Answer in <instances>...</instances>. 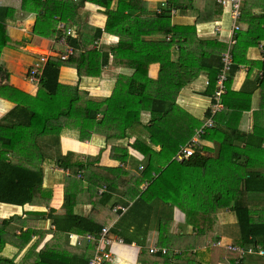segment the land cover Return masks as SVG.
Segmentation results:
<instances>
[{"label": "crops", "instance_id": "0c3cea01", "mask_svg": "<svg viewBox=\"0 0 264 264\" xmlns=\"http://www.w3.org/2000/svg\"><path fill=\"white\" fill-rule=\"evenodd\" d=\"M55 1L62 11L58 13L70 17V21L61 20V15L54 14L57 11L53 10L50 14L53 20L41 24L39 14L23 9V0H0V25L5 26L9 38L0 53V65L9 74V84L23 93L37 96L40 84H32L28 74L42 56L57 59L65 52V47L59 44L58 36L62 33L59 30L56 33L59 23L76 32L72 38L79 45L75 60L61 68L60 83L79 87L96 101L109 99L119 79L132 76L134 71L117 65L109 53L108 64L100 77L85 72L79 76L78 57L87 52L102 56L109 49L119 47L121 42L134 44L137 37L144 43L165 40L145 36L152 32L149 25L138 30L135 37L125 34L124 30L132 23L138 24L136 20L140 16L149 19L168 12L171 25L179 28L177 34H173L179 41L172 49L171 62L178 64L181 56L178 45L181 44L190 56L192 67L182 69L176 82L174 69L164 75L161 88L170 94L168 101L174 97L173 90H179L174 104L161 105L163 111H170L167 123L170 133L162 134L157 144L152 142L146 129L151 120L149 111L142 112L141 120L127 130L124 138L108 139L111 131L100 128L99 132L92 133L89 141L81 142L78 128L67 120L58 139L44 136L35 139L39 153L26 137H21L23 152L17 142L19 137L5 131L6 144L10 145L7 159L15 164L30 165L32 169L41 167L43 188L52 190V197L48 201L47 194L38 196L24 207L0 203V264L7 260L33 264L45 249L89 264L93 244L78 245L75 236L98 237L101 232L64 233L56 229L55 218L63 220L69 215L64 206L66 193L70 195L74 215L110 229L112 264H231L238 256L229 251L227 245L264 250V192L258 191L264 188V0H245L237 25L231 6L221 4L220 0H136L132 5V0H99L108 6L89 0ZM77 3L81 5L74 14L73 4ZM118 9L116 24L109 32L106 30L108 12ZM234 26H239L240 30H234ZM171 36L166 39L170 40ZM0 41H4L1 29ZM69 45L73 48L70 41ZM226 52L238 62L237 69L230 73L229 88L241 97L238 99L235 94L226 100L232 109L225 107L216 118V128L201 140L199 155L205 160L189 167L177 162L179 166L169 168L162 184H138L146 156H149L143 152L146 146L156 152L152 162L160 161L171 155L169 144L182 142L181 149L186 147L196 135L194 132L203 126L215 93L209 88L210 82L221 70L209 66L219 63V58L222 64ZM198 62L202 63L201 69ZM148 75L153 81L159 80L160 65L152 64ZM186 80L190 81L185 84ZM15 107V103L0 97V122ZM157 107L155 105V110ZM238 109L241 112L232 111ZM102 117L101 114L98 120ZM228 136L231 138L226 141L224 150L221 146ZM135 144L143 151L135 149ZM119 148L124 151L120 152ZM40 154L56 161L61 156L75 154L71 160L79 161L81 157L87 168L71 178L70 171L52 160L39 164ZM29 158H33L32 161ZM104 194L110 197L102 200ZM107 200L109 203L103 204ZM237 203L250 212V219L244 222L248 221L254 228L255 236H247L248 232L245 234V229L240 227L235 212ZM117 206L125 207L126 212L115 213L113 209ZM3 221H7L6 225ZM27 231L32 232L31 240L23 245L21 237ZM243 239L252 244L244 245ZM151 248H164L169 254L156 259L151 255ZM243 264H264V257L249 256Z\"/></svg>", "mask_w": 264, "mask_h": 264}, {"label": "trees", "instance_id": "16d2710c", "mask_svg": "<svg viewBox=\"0 0 264 264\" xmlns=\"http://www.w3.org/2000/svg\"><path fill=\"white\" fill-rule=\"evenodd\" d=\"M89 1H96L100 5L108 6V3L103 1ZM133 3L136 4V0H132L131 5ZM57 4L58 3L55 0H23V9L25 11L39 14L40 16L38 18L41 24H46L48 20H53V16L50 15L53 10L57 11L54 14L61 15V20L65 22L70 21V17L58 13L62 11L58 9ZM80 5L81 3L73 4L72 9L74 10V14L75 10L79 8ZM1 11L5 12L4 10ZM42 11L44 12V15L41 14ZM118 12L119 9L113 13L108 12L109 20L106 27L107 31H112V26L115 25L117 21ZM122 12L123 10L121 13ZM167 13L168 12L157 14L149 19H142L140 16L138 20H136L138 22L136 26H134L135 23H132L131 27L124 30V33L128 36L135 37L138 30H144L146 28L145 26L149 25L151 26L152 32L145 36H151L157 39L165 38V40L161 39L144 43L137 37L134 44L131 43L128 45L121 42L119 47L109 49V51L102 54V56L97 52H87L85 55L81 54V56L78 57L79 62L77 63V70L79 76L85 72L86 75L100 77L104 67L108 64V59L110 57L109 53L114 56L117 65L134 71L132 76H123L119 79L113 95L109 99L103 101H96L90 98L87 93L80 91L79 87L73 88L60 83L59 78L61 68L65 63L75 60V57L78 54L76 53V49H79V45L76 39H69L75 52L68 58V60L63 61L60 58H50L48 60L43 70L40 89L35 97L23 93L10 85L8 81L9 74L5 68L0 65V97L16 104V107L0 122V203L24 207L28 204H32L38 196L45 197L47 194L48 198L46 200L48 201L51 200L52 197V190L43 188L44 171L41 167L37 166L38 168L32 169V166L30 165L15 164L7 159L6 154L10 145L6 144L7 138L5 137L6 135H3L6 133L5 131H9L14 137H19L17 141L20 144L19 149L22 150L21 137H26L28 138V141L31 140L33 142L30 141L32 145L38 148L36 151L39 153L40 148L36 144L35 139L42 136L55 137L58 139L67 120L73 121L78 128L79 140L81 142L89 141L92 133L94 131L99 132L100 128H105L106 130L111 131V134L107 136L108 139L124 138L127 130L141 120L142 112L149 111L151 113V120L146 126V129L151 134L150 139L152 142L157 144L159 137L162 134L170 133L167 128L170 111H163L161 105L168 104V102L174 104L179 89L176 90V92L173 90L174 97L171 101H168L170 99V94L163 92L161 88L163 86L164 75L166 72L174 69L172 74H174L173 80L176 82L178 81L176 76L183 73L182 69L188 70L192 66L189 64L190 56L187 55L184 46L181 44L178 45L181 54L178 64L171 62L172 49L177 46L175 42L179 41V38H176L173 34H177L179 28L171 25L170 16ZM71 21H73V19ZM0 29L4 32V41H0L1 53L2 49L9 42V38L5 34V26L0 25ZM56 33H58V29ZM169 35L172 36L170 37V40H167L166 38ZM256 42L259 43L260 40L257 38ZM192 60L193 62L195 61L194 59ZM218 61L219 63L209 67L219 71L222 68L221 58H219ZM152 64L160 65V77L157 81L151 80L148 75L149 67ZM236 65H238V62L234 61L231 73L237 69ZM197 66L201 69L202 63L198 62ZM218 73L213 75L210 82L209 88L214 90L212 93L216 90ZM189 81L190 80H186L185 84ZM229 87L230 79L227 82V93L224 96L223 101L225 107L231 110L232 107L228 105L226 100H228L229 97L232 98L235 94L239 99L241 95L232 92ZM155 105L158 106L156 110ZM232 111L241 112V109ZM101 114L103 117L101 120H98V117ZM230 138L231 137L228 136V138L223 141V146L221 147H224V150L227 149V146H225L226 141H229ZM169 145L172 146V151H170L171 155L160 160L161 162L158 160L152 162V158L156 152L150 147L146 146V149L143 151L137 147L136 144L134 145L135 149H139L146 155H149L147 157L144 154L148 159L144 165V170L142 172L140 171L141 174L138 178V184L143 182L151 185L158 183L162 184L168 176L171 165H174V167L179 166L177 161L173 160V156L180 151L181 146L184 144H182V142H175ZM119 151L123 152L124 150L119 148ZM199 152V148H196L195 156L181 165H186L187 167L196 166L204 161V156L199 155ZM34 155L35 154H33V157ZM71 157H76V155L69 154L67 156H61L57 158L56 161V159L52 157L40 154L38 161L40 162L39 164H41L45 161L52 160L59 167L70 171L71 178H75L77 174L85 171L87 163L84 162L81 157H79V161H73L71 160ZM32 159L33 158H29L28 160L32 161ZM98 160L99 159H97V161ZM85 178L87 181L89 180L92 182L88 176H85ZM107 187L109 186L107 185ZM258 191L264 192V188ZM108 197L110 196L104 194L102 200H106ZM109 201L110 200H107L103 202V204H107ZM71 202L70 195L66 193L64 206L68 208L69 215L63 220L55 218L54 225L56 226V229L64 233L75 232L81 234H99L103 227L90 221L89 218L74 215ZM235 212L237 213L240 227H242L243 230L245 229V234L248 232L247 236L249 234H251L252 237L253 235L255 236L254 228L250 227L248 221L244 222V220L250 219V212L247 208L241 203H237ZM6 222L7 221H3V225H6ZM63 222H66V224L64 225ZM31 234L32 232L30 231L22 234L23 236L21 238L24 240L23 245H27L30 242ZM91 243L94 248L93 257L97 243ZM243 244L250 245L252 242L248 239H243ZM151 255L156 259L162 258V255L160 254ZM38 258V261L33 264H87V262H82L76 258H67L65 255L46 249L39 253ZM5 264L15 263L13 260H7L5 261Z\"/></svg>", "mask_w": 264, "mask_h": 264}, {"label": "built area", "instance_id": "2783aa9c", "mask_svg": "<svg viewBox=\"0 0 264 264\" xmlns=\"http://www.w3.org/2000/svg\"><path fill=\"white\" fill-rule=\"evenodd\" d=\"M245 0H220V3L223 5H229L231 6L232 10V18L234 19L235 25L238 24V19L241 15V7ZM234 30L239 31V26H234ZM59 33H62V35H59V44L65 47V52L60 53L58 55V58L65 61L68 60L70 56L74 54V50L69 45V39L76 34V32L72 31V28L65 26L62 23H59L58 25ZM49 60V57L42 56L39 60V63L35 64L33 66L28 74L29 81L34 85H39L42 79L43 70L45 68V65L47 64ZM234 61L233 57L229 52H226L222 57V68L219 71L217 75V88L212 98L211 106L208 110V115L204 121L203 126L196 131V135L192 139V141L186 146L183 147L178 155L175 158V161L179 163H184L189 161L191 158L195 156V149L199 148L201 146V140L209 134V132L213 131L216 126V118L220 113H222L225 110V105L223 102V98L227 93V82L230 77V73L232 71ZM100 191V193H102ZM114 212H126L125 207L117 206L114 209ZM110 229L109 228H103L100 235L98 237L87 235V236H81L77 235L75 236V241L78 245H82L85 242H95L97 243L96 251L94 256L89 261V264H112L114 262V255L110 251V246L112 245V241L109 238ZM218 246H222L221 243L217 244ZM229 251L234 252L238 256V260L231 264H243V260L246 257L249 256H258V257H264V250L259 249H244L241 247L233 246V245H227L225 246ZM151 254L154 255H163L168 256L169 250L164 248H151L150 249Z\"/></svg>", "mask_w": 264, "mask_h": 264}, {"label": "rangeland", "instance_id": "374dc122", "mask_svg": "<svg viewBox=\"0 0 264 264\" xmlns=\"http://www.w3.org/2000/svg\"><path fill=\"white\" fill-rule=\"evenodd\" d=\"M38 63H39V62H38ZM36 64H37V63H36ZM35 86H36V85H35ZM199 129H200V128H198L197 130H199ZM197 130H196V131H197ZM195 133H196V132H195ZM206 136H207V135H206ZM206 136H205V137H206ZM14 163H15V162H14ZM170 168H174V165H171ZM238 170H241V168H238Z\"/></svg>", "mask_w": 264, "mask_h": 264}]
</instances>
